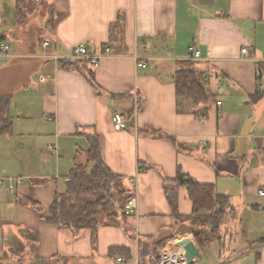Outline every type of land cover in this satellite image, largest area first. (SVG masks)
<instances>
[{
    "label": "crops",
    "instance_id": "obj_1",
    "mask_svg": "<svg viewBox=\"0 0 264 264\" xmlns=\"http://www.w3.org/2000/svg\"><path fill=\"white\" fill-rule=\"evenodd\" d=\"M34 2L21 23L17 0H0V37L9 44L0 97L13 98V132L0 135V264H159L156 242L171 237L159 252L193 241V264H264V0ZM82 41L102 55L99 65L84 58L81 72L61 67L58 59ZM184 59L206 73L208 103L178 98L173 75ZM115 113L124 127H115ZM95 133L136 209L72 233L46 217L70 171L92 169L87 134ZM179 168L231 196L237 251L220 252L216 240L201 245L189 220H174L165 187ZM179 210H192L184 185Z\"/></svg>",
    "mask_w": 264,
    "mask_h": 264
},
{
    "label": "trees",
    "instance_id": "obj_2",
    "mask_svg": "<svg viewBox=\"0 0 264 264\" xmlns=\"http://www.w3.org/2000/svg\"><path fill=\"white\" fill-rule=\"evenodd\" d=\"M36 7L34 0H17V20L25 22ZM2 41L3 37H0V43ZM86 60L67 56L60 57L58 64L81 72L87 68ZM89 68L90 78L93 70ZM173 79L178 98L196 105L211 101L206 73L193 59L179 60ZM260 95V91H257L256 98ZM12 99L10 94L0 97V135L13 132V120L9 114ZM205 112L206 108L200 111L202 115ZM87 137L90 139L87 163H93L92 169L88 170L87 164H80L70 171L65 191L56 193L46 217L48 222L66 227L72 233L85 227L96 229L100 224L114 222L126 215V203L131 197L124 177L113 172L102 157L99 135L87 134ZM172 181V186L165 187V194L174 220L182 223L189 220V228L201 245L216 240L220 252L231 248L234 232L227 222L230 218L238 217L231 196L218 193L214 184L198 182L180 168ZM182 185L187 187L192 200V210L188 215L179 210V187ZM241 233L246 235L244 231ZM173 240L171 237L156 242V252L153 254L156 260L161 248ZM231 250L235 252L237 248Z\"/></svg>",
    "mask_w": 264,
    "mask_h": 264
},
{
    "label": "built area",
    "instance_id": "obj_3",
    "mask_svg": "<svg viewBox=\"0 0 264 264\" xmlns=\"http://www.w3.org/2000/svg\"><path fill=\"white\" fill-rule=\"evenodd\" d=\"M44 46H48L50 45V40L49 39H45L43 42ZM9 48V44L7 42H1L0 43V55L6 53L8 51ZM192 50V56L193 57H198L200 55V51L196 50L193 46L190 47ZM105 51H109V47L105 46ZM243 52H247V48H243L242 49ZM72 57L75 58H85L88 59L93 66H98L100 63V58L102 57L101 54H96L95 52L91 51L89 44L87 42H80L79 44H77L73 51H72ZM137 64L140 65H145V61H138ZM221 101L219 100L218 103H220ZM114 121H115V127L116 128H121L124 127L126 124L123 120V117L120 113H115L114 115ZM48 148L50 150H53V146L49 145ZM69 179V178H68ZM19 182L21 180H18ZM13 188V185H10V189ZM259 194L264 196V187L259 189ZM135 204L133 201H128L126 203V208L125 211L127 214H133L135 212ZM171 249L169 250H164L163 252H159V258H158V262L159 264H185L186 263V259L183 255V246L174 248V247H170Z\"/></svg>",
    "mask_w": 264,
    "mask_h": 264
},
{
    "label": "water",
    "instance_id": "obj_4",
    "mask_svg": "<svg viewBox=\"0 0 264 264\" xmlns=\"http://www.w3.org/2000/svg\"><path fill=\"white\" fill-rule=\"evenodd\" d=\"M200 254L198 246L193 241H188L183 246V255L186 259L185 264H193L194 259Z\"/></svg>",
    "mask_w": 264,
    "mask_h": 264
},
{
    "label": "rangeland",
    "instance_id": "obj_5",
    "mask_svg": "<svg viewBox=\"0 0 264 264\" xmlns=\"http://www.w3.org/2000/svg\"><path fill=\"white\" fill-rule=\"evenodd\" d=\"M42 6L43 5H41L39 7V9L36 10L35 15L33 16L34 17L33 20H36L37 22H40V20L44 19V15L42 13L43 12V7ZM124 181H125V179H124ZM213 242H215V241H213ZM226 251H231V248H228Z\"/></svg>",
    "mask_w": 264,
    "mask_h": 264
}]
</instances>
